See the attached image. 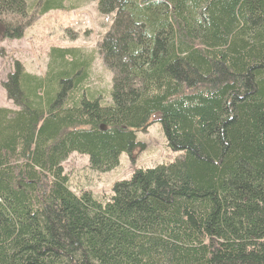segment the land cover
Here are the masks:
<instances>
[{
  "label": "trees",
  "instance_id": "16d2710c",
  "mask_svg": "<svg viewBox=\"0 0 264 264\" xmlns=\"http://www.w3.org/2000/svg\"><path fill=\"white\" fill-rule=\"evenodd\" d=\"M97 1L114 14L109 90L92 57L56 46L44 76L15 61L3 82L18 109L0 107V264H264V0ZM32 12L0 0L4 37ZM154 115L180 158L102 198L70 189L71 154L109 172Z\"/></svg>",
  "mask_w": 264,
  "mask_h": 264
},
{
  "label": "rangeland",
  "instance_id": "374dc122",
  "mask_svg": "<svg viewBox=\"0 0 264 264\" xmlns=\"http://www.w3.org/2000/svg\"><path fill=\"white\" fill-rule=\"evenodd\" d=\"M26 1L33 9L31 16L35 19L21 38H5L0 24V107L18 109L3 87L8 74L15 70V61L21 62L28 72L44 76L50 60L49 50L53 46L77 48L83 56L92 57V86L109 90L113 73L104 65L99 45L113 24L114 14H100L97 0H64V8L38 15L41 0ZM104 101L110 102L108 95ZM158 118L154 115L148 129L136 133L137 142L144 148L139 146L131 154L122 153L119 165L109 172L93 171L87 155L71 154L62 164L70 189L77 194L91 191L97 198H102L112 193L115 182L129 180L135 170L172 163L180 158L182 152L168 147Z\"/></svg>",
  "mask_w": 264,
  "mask_h": 264
}]
</instances>
